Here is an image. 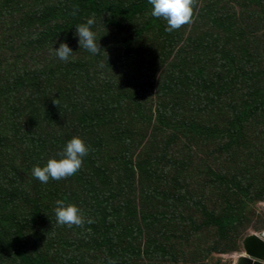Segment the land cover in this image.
<instances>
[{"label":"trees","instance_id":"obj_1","mask_svg":"<svg viewBox=\"0 0 264 264\" xmlns=\"http://www.w3.org/2000/svg\"><path fill=\"white\" fill-rule=\"evenodd\" d=\"M206 2L210 5L213 0ZM37 3L43 8L28 4L20 26L8 30L5 37L0 34V117L15 127L19 144L16 151L22 156L13 159L15 163L8 167L5 176L0 175L1 259H11L15 264H87V257L94 256L93 264H99L101 259L107 264H129L128 251H132L130 259L145 264L146 259H152L154 252L148 258L146 250L140 252L137 249L135 252L131 248L135 240H123L122 235H115L117 224H111L115 215L124 219L128 215L129 207L121 192L129 186L133 189L135 183L140 190L146 178L136 175L133 163L122 152L127 153L144 140V126L154 127L155 124L159 126L157 136L164 131L168 133L170 143L174 142L173 139L181 142L191 161L212 155L207 153L205 157V153L200 155L191 148L203 141L209 149L212 148L208 144L223 145V150L228 147L238 149L243 146L242 128L247 121L252 123L249 119L258 113L263 95L245 105L244 111H236L233 117L214 116V112H207L217 119L210 123L200 115L207 111V105L213 99L208 91L211 84L206 72L203 68L195 69L194 77L191 69L182 73L180 67L175 66L176 71L170 69L162 79L166 86L157 84L156 95L161 93L163 97L141 100L133 89L127 94L125 81L114 73L115 70L122 71V66L130 65L134 60L133 53H122L121 66L117 63L110 66L111 70H105L95 80L101 72L98 59L92 61L88 50L85 56L81 55L75 46L78 37L74 32L78 24L105 14L119 17L118 25L132 21L152 8L148 0L127 3L118 0H39ZM153 19H149L144 28H148ZM139 33L127 36L122 49L131 43L136 49L134 37ZM61 41L72 48L70 57L75 58V68L69 60L62 61L55 55L54 48H58ZM8 78L9 81L5 82ZM150 83L155 84L153 78ZM141 87L142 90H152L149 85ZM166 94L168 96L164 97ZM25 98H28L27 105L19 107L18 101L23 103ZM53 99L59 106L53 104ZM180 100H183L182 118H178L174 110ZM73 136L81 137L89 149L79 171L61 180L50 178L48 184L31 175L34 166L43 167L49 158H60L66 142ZM245 139L252 141V138ZM158 146L153 147V152L145 160L149 174L156 170L155 164L168 166L163 162V156L155 159ZM244 146L248 153L231 159L236 161L237 157L236 162L252 160L245 171L226 172L224 176L215 175L208 183H197L203 174L196 173V168L188 163H179L182 172L177 174L179 180L174 179L160 194V198H172V203L175 198V202L183 199L185 214H189L192 223L198 220L200 224L196 235L210 238L213 245L209 253L212 255L218 245L241 244L248 229L243 226L241 210L254 203H264V166H260L263 150L258 147L253 150L252 142ZM217 171L218 167L206 177ZM142 190L145 197L155 195L154 189L142 187ZM60 199L77 205L85 218L83 226L75 227L72 239L71 228L75 225L61 226L56 221L55 202ZM116 199L118 203L114 208ZM101 227H106L102 243L99 242ZM126 233L129 231L124 232L125 236ZM64 236L66 239L58 250L52 249L53 246L48 248V238L54 241L55 237ZM28 239L38 248L30 249ZM122 242L127 244L126 248ZM158 254L166 257L164 250H158Z\"/></svg>","mask_w":264,"mask_h":264},{"label":"rangeland","instance_id":"obj_2","mask_svg":"<svg viewBox=\"0 0 264 264\" xmlns=\"http://www.w3.org/2000/svg\"><path fill=\"white\" fill-rule=\"evenodd\" d=\"M1 1L0 34H3V37L7 35L8 30L20 26L22 15L26 16L27 14L25 10L28 8V4L43 8L42 4L37 3L39 0ZM118 1L127 3L131 0ZM206 1L195 0L192 22L171 32L166 31L167 22L163 18L151 15L152 8L138 18L121 23V25H118L119 17H112L109 14L92 18L94 24L91 30L102 47L97 54L88 53L92 61L98 59L100 66L101 72L95 80L102 76L105 70H111L110 66L116 63L121 66L122 53H133L131 56L134 57V60L130 62V65L122 66V71L115 70L114 73L125 81L128 88L127 94L133 89L141 100L162 98L161 93L156 95L159 90L157 84L166 86L162 79L170 69L176 71L175 66L180 67L182 73L191 69L194 77H196L195 69L203 68L206 72L208 82L211 84L208 91L213 95V99L211 104L207 105V111L200 115L210 123L217 119L207 113L209 111L214 112V116L229 115V117H233L236 111H244L245 105H249L255 98H259L260 95H263L264 98V0H216L215 2L213 0L210 5H207ZM151 18H154L153 22L148 28H144L145 23L149 24ZM138 31L140 33L134 37L136 49L132 43L129 47L122 49L127 36ZM75 46L81 55L87 54L86 49L79 47L78 40ZM68 60L71 62L72 68H75V58L69 57ZM150 78H153L155 84L151 85ZM4 81H9V78ZM143 85L151 86L152 90H142L141 86ZM223 85H228V87ZM167 96L166 94L164 97ZM27 99L25 98L23 103L18 101V106H26ZM179 102L176 105L179 108L174 105V110L177 111L178 118H182L183 100ZM200 104L204 105V103ZM257 112L249 119L252 123L248 124L247 121L242 128L244 130L243 146L238 149L228 147L223 150V145L208 144L212 148L209 149L204 141L196 143L191 147L195 152L200 155L205 153V157L207 153L212 154L206 158L198 157V161H191L189 152L181 146V142L173 139L174 142L170 143L171 139L167 136L168 133L163 131L157 136L159 133L157 124L154 127L144 126V140L127 153L122 152V155L133 163L136 175L140 174L146 177L142 187L145 190L154 189L155 195L145 197L142 187L139 190L137 183L133 189L129 186L127 190L121 192L123 200L129 207L127 218L115 215L111 224H117L114 229L115 235H122L125 238L123 240H135L131 243V248L135 252L137 249L140 252L146 250L147 258L154 252L152 259H146L145 264H159L160 262L163 264H235L237 258L243 253L242 243L231 242L218 245L215 247L218 248L217 251L213 255L210 254L209 249L213 244L209 242L208 236L196 235L200 224L198 220H196L197 223H192L188 217L189 214H185L182 208L183 199H179L180 202H175V198L172 203V198H160V194L161 191L167 190L168 184L174 179L179 180L177 174H182L179 169V165L182 163L192 165L196 168V173L203 174L200 181H196L197 183L201 181L208 183V180L215 175L224 176L226 172L236 174L245 171L253 161L245 159L236 162L238 158L236 157V161H234L231 157L247 154L248 151L243 148L249 142H252L253 150L255 147L263 150V157L264 101ZM210 116L212 118H209ZM15 130L12 124L0 117V175L2 176H5L8 167L15 163L12 162L13 159L18 158V155L21 156L20 152L16 151L19 144ZM257 131L259 132L257 133ZM245 138H252V141ZM155 139L157 144H155ZM167 142L168 144L165 145L164 143ZM159 144L160 146H158ZM155 146H158L154 152L155 159L158 160L163 156V162L168 166L155 164L156 170L153 174H149L145 160L150 152H153ZM227 150H229L228 154ZM261 165L264 166V158L260 161ZM217 167L216 174L206 177ZM118 168L121 169L120 166ZM140 168L143 169L140 171ZM131 176L135 175L131 173ZM257 176L263 179L261 174H257ZM116 193L119 195V192ZM186 201L195 205L191 200ZM116 203H118V199L113 202L114 208H116ZM241 212L244 215L243 226L248 228L246 237L264 232L263 202L249 205ZM39 225L41 226V223ZM75 227L77 226L71 228V239L75 236ZM105 229L106 227L99 228L100 243L103 242L102 235ZM127 230L129 233H126L125 236L124 232ZM54 239V241L51 240V237L47 239L48 248L53 246L52 249L58 250L60 243H64L66 237L59 239L55 237ZM28 240L30 249L38 248L31 239ZM122 244L126 248L127 244L125 242ZM158 250H164L166 257L163 258L158 254ZM131 252L128 251V263L137 264L134 258L130 259ZM93 257H87V264H93V261L96 260ZM6 262L15 264L11 259L8 261L7 258L2 261L0 256V264H6ZM99 264L107 263L101 259Z\"/></svg>","mask_w":264,"mask_h":264},{"label":"clouds","instance_id":"obj_3","mask_svg":"<svg viewBox=\"0 0 264 264\" xmlns=\"http://www.w3.org/2000/svg\"><path fill=\"white\" fill-rule=\"evenodd\" d=\"M148 3L152 6L151 15L156 18H163L167 22L166 31L171 32L180 29L184 25L192 22L195 0H148ZM93 24L94 19L91 18L86 23L78 24L75 26L74 36L78 37L79 47H83L89 52L97 54L102 47L99 44V40L97 41L95 33L91 30ZM54 51L55 55L65 62L68 61V58L73 53L72 48L65 41H61L59 47L54 48ZM53 104L58 105V101L53 99ZM88 152L89 149L84 140L79 136H73L67 142L63 152L60 153V158H49L43 167L39 165L34 166L32 175L41 183H47L50 178L53 180H61L72 176L79 171L83 163V157ZM55 203L54 213L59 225H67L68 227H72L73 225L83 226L85 218L77 205L74 203H66L63 199L57 200ZM88 222L91 223L92 221L89 220ZM260 234L256 233L252 235ZM242 255H244V250L240 256Z\"/></svg>","mask_w":264,"mask_h":264},{"label":"water","instance_id":"obj_4","mask_svg":"<svg viewBox=\"0 0 264 264\" xmlns=\"http://www.w3.org/2000/svg\"><path fill=\"white\" fill-rule=\"evenodd\" d=\"M242 245L244 255L236 264H264V233L247 237Z\"/></svg>","mask_w":264,"mask_h":264}]
</instances>
